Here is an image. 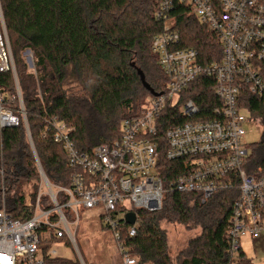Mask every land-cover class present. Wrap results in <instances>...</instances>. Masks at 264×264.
I'll use <instances>...</instances> for the list:
<instances>
[{"label":"trees","instance_id":"1","mask_svg":"<svg viewBox=\"0 0 264 264\" xmlns=\"http://www.w3.org/2000/svg\"><path fill=\"white\" fill-rule=\"evenodd\" d=\"M0 5L38 159L51 184L70 187L73 172L65 151L53 142L51 133L43 136L46 120L59 118L74 127L77 148L91 153L97 146L113 145L121 137L122 123L141 117L148 100L166 92L167 78L152 50L153 39L163 31L156 20L158 1L0 0ZM172 17L181 32L179 48L196 49L203 64L222 58L216 34L188 9L178 7ZM27 51L33 54L36 74L29 70ZM215 88L213 78L200 76L182 93V102H195L200 117L213 119L214 110L221 106ZM0 92L21 118L17 128L0 131V169L5 170L0 208L4 199L11 217L25 221L32 218L34 209L26 207L24 193L30 187L36 200L41 176L19 113L12 73L0 74ZM242 97L251 120L264 125L262 100L248 91ZM183 122L178 108H168L159 119L158 170L167 187L180 175L183 163L167 160L165 132ZM244 170L250 176L264 175V135L249 151ZM240 196L237 189L221 191L203 202L198 194L168 192L161 211L136 210L137 233L131 237V226L124 224L122 243L140 264H233L228 231ZM59 203H63L62 196ZM163 223L200 234L173 260ZM54 241L44 243L45 254ZM61 241L72 246L66 238ZM47 262L80 264L59 257ZM238 264H251L242 250Z\"/></svg>","mask_w":264,"mask_h":264},{"label":"built area","instance_id":"2","mask_svg":"<svg viewBox=\"0 0 264 264\" xmlns=\"http://www.w3.org/2000/svg\"><path fill=\"white\" fill-rule=\"evenodd\" d=\"M157 1L156 20L163 31L153 39L152 50L167 78L166 92L150 98L141 117L125 120L121 137L113 145L97 146L91 153L77 148L74 127L59 118L46 120L43 136L51 133L53 142L65 151L73 172L70 187L55 186L40 172L0 5V74L14 76L19 113L41 176L36 200L25 197L26 207L34 209L32 218L13 219L3 199L0 264H53L47 259L58 258V252L50 248L45 254L44 243L66 238L74 244L82 208L102 210L100 217L113 233L120 264H140L122 243L126 215L136 210L161 211L168 192L198 194L206 202L218 192L239 190L228 231L233 264H238L244 238L256 242L264 237V175L250 176L244 170L249 155L246 127L263 124L251 120L242 97L248 91L264 103V0ZM181 6L216 34L222 48L219 61L203 64L196 49L179 48L181 32L172 14ZM27 53L35 70L33 54ZM200 76L216 82L215 95L221 106L214 110L213 119L200 117L195 102H182V93ZM7 101L0 92V131L21 123ZM168 108H178L184 122L165 132L167 160L183 163L182 172L167 187L158 170L160 143L156 138L159 119ZM4 177L5 170L0 169V180ZM44 195L48 203H43ZM136 233L137 223L129 229L131 237Z\"/></svg>","mask_w":264,"mask_h":264},{"label":"rangeland","instance_id":"3","mask_svg":"<svg viewBox=\"0 0 264 264\" xmlns=\"http://www.w3.org/2000/svg\"><path fill=\"white\" fill-rule=\"evenodd\" d=\"M24 56L29 66V70L36 74L30 60V53L25 52ZM247 136L244 139L249 151L259 144L264 135V126H247ZM31 188L28 187L24 193L25 197L32 196ZM46 191V188L43 190ZM44 194V193H43ZM46 198L48 203V197ZM101 209L80 211V221L75 234V243L72 246H65L62 241H54L52 247L58 252V257L76 261L80 264H119L120 257L117 253V246L112 231L105 228L101 219ZM162 228L167 231L170 245V254L174 260L182 252L191 239L200 234L199 230L188 231L178 224L163 223ZM244 252L251 264H264V237L254 242L249 238L241 241Z\"/></svg>","mask_w":264,"mask_h":264},{"label":"water","instance_id":"4","mask_svg":"<svg viewBox=\"0 0 264 264\" xmlns=\"http://www.w3.org/2000/svg\"><path fill=\"white\" fill-rule=\"evenodd\" d=\"M25 124L28 126L27 119L25 120ZM39 165H40L39 167H40L41 174L46 177V175H45V173H44V171H43V169L41 167V164H39ZM125 222H126V224L131 225V226L135 225L137 223V214L136 213L127 214L126 218H125Z\"/></svg>","mask_w":264,"mask_h":264},{"label":"crops","instance_id":"5","mask_svg":"<svg viewBox=\"0 0 264 264\" xmlns=\"http://www.w3.org/2000/svg\"><path fill=\"white\" fill-rule=\"evenodd\" d=\"M245 239V238H244ZM242 251L244 252V250H243V247H242ZM245 253V252H244ZM246 254V253H245ZM247 256V255H246ZM120 264V263H119Z\"/></svg>","mask_w":264,"mask_h":264}]
</instances>
